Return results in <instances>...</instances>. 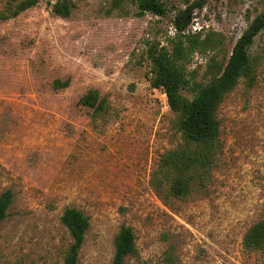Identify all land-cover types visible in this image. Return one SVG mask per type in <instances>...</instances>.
Here are the masks:
<instances>
[{
	"label": "rangeland",
	"instance_id": "1",
	"mask_svg": "<svg viewBox=\"0 0 264 264\" xmlns=\"http://www.w3.org/2000/svg\"><path fill=\"white\" fill-rule=\"evenodd\" d=\"M55 1L0 19V193H13L0 264H62L72 242L67 207L89 220L77 264H110L122 224L137 248L124 264H164L169 246L179 264H264V248L241 243L264 218V29L248 50L253 86L241 77L218 106L221 146L205 188L163 198L151 178L181 139L165 93L150 85L147 50L168 46L175 15L197 0H162L163 15H138L131 0H71L65 17L51 11ZM262 10L264 0L195 8L190 32L214 39L188 54V77L209 80L213 59L224 64ZM88 89L109 105L97 118L77 102Z\"/></svg>",
	"mask_w": 264,
	"mask_h": 264
},
{
	"label": "trees",
	"instance_id": "2",
	"mask_svg": "<svg viewBox=\"0 0 264 264\" xmlns=\"http://www.w3.org/2000/svg\"><path fill=\"white\" fill-rule=\"evenodd\" d=\"M137 5V14L146 12L163 15L166 7L162 0H131ZM204 0L187 4L173 19L175 35L168 46L151 45L147 50L150 62V85L166 95L169 109L174 114V125L180 134L181 143L164 153L151 178L156 192L163 198L185 197L193 190L204 189L209 180L216 154L220 150L219 121L217 109L225 94L243 77L246 87L253 86L255 70L249 58V47L256 34L264 29V10L257 13L235 40L224 64L212 61L211 78L206 82L191 80L184 62L196 49L212 47V40L202 36L201 31L190 32L194 9ZM38 0H7L0 10V19L16 16L21 11L37 4ZM73 7L71 0H56L51 11L59 16H68ZM202 36V37H201ZM68 79H55L54 85L65 87ZM188 92L190 96L184 94ZM89 107L92 117L97 118L108 109V102L97 89H88L77 100ZM13 193L5 189L0 193V221L6 216ZM72 242L62 264H77L79 250L89 226L88 217L75 207H67L61 215ZM241 243L245 249L264 248V218L252 223L244 232ZM113 255L110 264H124L129 256L137 254L135 234L129 225L122 224L114 237ZM164 264H179L169 246Z\"/></svg>",
	"mask_w": 264,
	"mask_h": 264
}]
</instances>
